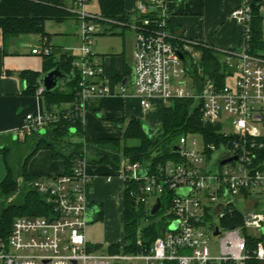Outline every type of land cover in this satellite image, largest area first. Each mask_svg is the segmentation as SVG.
Here are the masks:
<instances>
[{
  "label": "built area",
  "instance_id": "built-area-1",
  "mask_svg": "<svg viewBox=\"0 0 264 264\" xmlns=\"http://www.w3.org/2000/svg\"><path fill=\"white\" fill-rule=\"evenodd\" d=\"M62 2L77 21L79 54L68 51L73 58L69 79L77 82L79 103L75 105L82 118L90 96L135 95L144 109L152 108V99L157 96L166 103L189 98L200 109L204 122L219 126V142L207 143L203 134L183 135L176 144L180 160H169L155 170L143 162L128 163L118 170L124 188L128 181L137 183L131 195L148 210L158 197L162 200V195L167 194L166 229L151 247L126 251L121 241L118 251L111 246L101 251L89 244L86 228L93 217L86 191L91 177L86 172L87 161L79 158L71 175L39 177L32 182V188L54 206L53 213L17 217L8 237L0 240V264L264 262V55L250 52L252 0H244L232 11L231 16L244 29V44L241 51L219 50L228 70L223 85L210 78L198 83L190 75L194 65L201 72L199 61L190 52V42L183 39V47L175 43L176 36L169 30L164 10L166 1L140 0L134 15L147 14L151 11L148 5H152L158 19L155 23L145 18L140 25L127 24L135 37L133 92L123 83L124 78L118 82L106 80L104 64L96 59L95 37L110 32L109 25L103 24L110 20L87 10L91 0ZM32 51L45 56L51 48ZM228 78H233V84L228 83ZM44 91L40 84L38 92ZM59 119L54 113H27L15 137L24 139L40 133ZM196 135L201 136V141ZM216 152L220 156L214 159ZM228 158L232 159L221 163ZM211 162L216 164L215 172ZM239 203L245 208H238ZM237 211L243 214L241 225H221V220ZM247 228L258 234L247 233ZM210 236L218 239L217 252L212 250ZM141 243L139 239L137 244Z\"/></svg>",
  "mask_w": 264,
  "mask_h": 264
},
{
  "label": "trees",
  "instance_id": "trees-1",
  "mask_svg": "<svg viewBox=\"0 0 264 264\" xmlns=\"http://www.w3.org/2000/svg\"><path fill=\"white\" fill-rule=\"evenodd\" d=\"M168 1V0H165ZM100 15L110 21L103 22L109 25L111 33L127 29V24H142L145 18L152 23L158 19L157 10H151L147 14L131 17L126 13L124 0H98ZM62 0H0V29L4 37H20L23 35L37 34L44 38L50 36L46 30V23L54 21L64 23L70 18L76 19L75 15L62 7ZM134 18V19H133ZM169 24V30L176 36L175 43L183 47V33ZM123 32V31H122ZM185 40V39H184ZM250 52L255 55H264V0H252L251 38L249 41ZM201 51L198 66L194 65L190 75L199 82L205 79H213L218 85H223L227 75V68L222 63V54L209 46H198ZM43 74L32 70L20 72V76L26 81L24 94L33 96L37 93L42 76L52 69L59 68L65 83L53 90H45L42 93L44 101V113L57 114L60 119L51 122L46 128L33 135L21 139L31 142V150L25 162L16 171L9 163L11 147L3 146L0 152L3 154L7 175L0 182V198H11L10 203L0 212V240H4L11 232L14 220L20 216L37 217L50 216L54 206L48 203L45 196L32 188L31 184L40 176L28 172L30 160L40 150H50L54 159L64 162L63 174L71 175L79 158L85 159L87 164L109 165L118 171L128 163H150L151 168L165 164L169 160H180L178 152L174 149L179 138L187 134H203L207 143L216 142V132L219 126L206 123L202 120L201 111L195 105L193 99H173L164 110L163 124L154 135H149L143 121L131 118L127 124L125 118H112L124 132L123 138H91L85 131L82 114L77 110L78 87L74 79H69L72 74V56L68 52L59 57L51 50L49 55L43 56ZM130 72L126 69L124 74ZM123 76V75H122ZM119 76L120 79L123 77ZM70 104L63 108L64 104ZM100 118H105L99 115ZM19 140V138H17ZM264 156V151L262 152ZM57 177V176H49ZM19 179H22L20 185ZM137 183L128 181L125 184V210H124V238L122 242L126 251L139 252L151 247L156 238L165 232L168 217L164 214L167 208V194L162 195L163 208L157 216L150 215L145 204H137L131 195V189ZM13 199V200H12ZM148 221L147 225H142ZM243 222V214L237 211L221 220L225 227L239 226ZM140 229V231H139ZM141 239V245L138 240ZM120 243L111 245V249L118 251ZM167 264H176L168 262ZM247 264H261L260 261L250 260Z\"/></svg>",
  "mask_w": 264,
  "mask_h": 264
},
{
  "label": "crops",
  "instance_id": "crops-1",
  "mask_svg": "<svg viewBox=\"0 0 264 264\" xmlns=\"http://www.w3.org/2000/svg\"><path fill=\"white\" fill-rule=\"evenodd\" d=\"M139 1L124 0L125 10L129 16H135ZM243 2L244 0H168L164 4V10L170 25L183 33L184 39L190 42L191 48L196 50L193 55L196 57L197 53L201 59V51L197 49L200 45L209 46L218 51L242 50L244 29L231 14ZM147 8L152 10L153 6L148 5ZM127 29L132 31L129 56L125 50L110 51L105 54L95 52L96 59L104 64L106 80L113 79L114 82H118L119 76L123 75V83L130 92H133L132 52L135 37L134 31ZM127 29L122 31L125 32ZM46 30L50 34L48 38L37 34L4 37L0 29V148L8 146L9 141H16L14 134L22 126L27 113L36 114L45 111L43 96L38 92L39 87L35 95H25L26 81L20 76V72L24 70L43 74L44 58L41 54L33 53L32 50L48 46L59 57L65 52L72 51L79 42L76 19L73 34L68 33L66 27L48 30L46 26ZM105 34L117 35L111 32ZM128 68L130 72L124 74ZM152 102V108L144 109L135 95L90 96L83 111L85 131L91 138L122 139L123 130L112 121V118L116 117L125 118L126 124L131 118H138L145 119L146 123L152 127L155 124L161 126L168 103L158 96L154 97ZM69 105L66 103L62 107L66 108ZM99 115L105 118H100ZM47 151H49L47 155L44 154L46 158L41 157L44 159V168L37 171H31L28 168L30 174L40 177L63 174L65 171L63 160L54 159L52 152ZM86 172L91 177L86 191L87 200L90 203V216L93 217L89 225L93 224L92 230L94 227L101 228L100 236L92 237L96 243L87 240L91 246L105 251L124 238V182L118 171L109 165L88 163Z\"/></svg>",
  "mask_w": 264,
  "mask_h": 264
},
{
  "label": "rangeland",
  "instance_id": "rangeland-1",
  "mask_svg": "<svg viewBox=\"0 0 264 264\" xmlns=\"http://www.w3.org/2000/svg\"><path fill=\"white\" fill-rule=\"evenodd\" d=\"M87 10L89 12H92L94 14H98L100 15L101 11H100V5L98 0H91V2L87 5ZM47 29L48 30H55L56 28H63L66 27L67 32L73 34L75 31V19L74 18H70L67 21H65L62 24L56 23L54 21H48L46 23ZM117 35H112V34H100L97 35L95 37V43L93 45V49L100 53V54H105L108 53L110 51H116V52H123L125 50V52L128 54H130V48H131V34L132 31L131 30H126L125 32H122V30H118V33H114ZM79 41V40H78ZM79 43L76 44L74 46V48L72 49V52L74 55H78L79 54V50H78V46ZM190 52L194 53L196 52L195 48H190ZM43 56V55H42ZM200 59L199 55H197L196 53V60ZM228 83L233 84V78H228ZM65 83L64 78H61L59 80V85H63ZM169 105V103H168ZM167 105V106H168ZM161 117V116H160ZM144 124H147L145 119H142ZM154 128H160V124H155L153 126ZM16 134V133H15ZM14 134V135H15ZM196 138L201 141V136L200 135H196ZM8 146L11 147L10 150V156H9V163L11 165V167L14 170H18L22 164L25 162V159L27 157V155L29 154L30 150H31V142L30 141H23L21 139L16 141H9ZM45 150V149H44ZM40 150L30 161L28 168L31 171H37V169H43L44 168V159L41 157H45L44 154H46L47 150ZM47 155V154H46ZM216 156H220L219 152H216L214 155V159H216ZM46 158V157H45ZM213 159V160H214ZM210 167L211 170H213L214 172L216 171V164L215 162H211L210 163ZM55 172V171H54ZM7 175V169H6V165H5V161L3 159V154L0 153V182H2ZM42 178H46L45 176ZM20 185L23 183L22 179H19ZM13 200V199H12ZM11 201V198H0V212L1 210L7 206ZM264 201L262 200V203ZM151 206V204H149ZM238 208L240 209H244L245 205L242 203L237 204ZM149 207V206H148ZM247 208V207H246ZM161 216V215H160ZM160 216H156V219H159ZM148 221H143L142 225H147ZM93 224L88 225L86 228V237L87 239L92 242V243H96L95 239L92 237H95L94 235H99L101 234V228L98 227H94L93 230L91 229ZM122 232V230H121ZM247 233H251L253 235L258 234V232L254 229L251 228H247ZM122 236H120L121 238ZM218 239L214 238L212 236H210V245L212 246V250L213 252H217L218 251Z\"/></svg>",
  "mask_w": 264,
  "mask_h": 264
},
{
  "label": "water",
  "instance_id": "water-1",
  "mask_svg": "<svg viewBox=\"0 0 264 264\" xmlns=\"http://www.w3.org/2000/svg\"><path fill=\"white\" fill-rule=\"evenodd\" d=\"M61 78H64V75H63L62 71L57 67L55 69H52L48 73L44 74L40 80V84H42L45 87V90L50 91V90H53L59 86V80ZM143 127L149 135H154L159 130V128H154V127H152L148 124H144V123H143ZM174 149L177 150L178 147L175 146ZM236 158L237 157H235V159ZM231 159L232 158L225 159L221 163L224 164V163L230 161ZM161 208H162V200L160 197H158L156 204H154L150 210V215L153 217L157 216L158 213L160 212ZM218 233H219V231H218V229H216L215 234H218Z\"/></svg>",
  "mask_w": 264,
  "mask_h": 264
}]
</instances>
